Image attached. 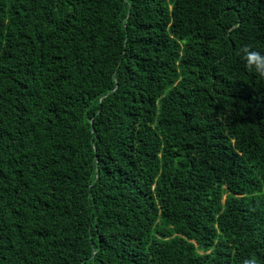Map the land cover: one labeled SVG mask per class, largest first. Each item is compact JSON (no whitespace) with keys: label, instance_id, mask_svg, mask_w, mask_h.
<instances>
[{"label":"trees","instance_id":"obj_1","mask_svg":"<svg viewBox=\"0 0 264 264\" xmlns=\"http://www.w3.org/2000/svg\"><path fill=\"white\" fill-rule=\"evenodd\" d=\"M0 264H264V0H0Z\"/></svg>","mask_w":264,"mask_h":264}]
</instances>
